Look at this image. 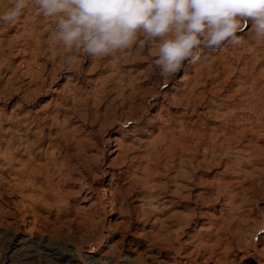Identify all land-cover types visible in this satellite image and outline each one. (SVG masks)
<instances>
[{
  "label": "rangeland",
  "instance_id": "1",
  "mask_svg": "<svg viewBox=\"0 0 264 264\" xmlns=\"http://www.w3.org/2000/svg\"><path fill=\"white\" fill-rule=\"evenodd\" d=\"M54 32L31 2L0 20V264H264L251 25L167 79L153 48L69 60Z\"/></svg>",
  "mask_w": 264,
  "mask_h": 264
},
{
  "label": "clouds",
  "instance_id": "2",
  "mask_svg": "<svg viewBox=\"0 0 264 264\" xmlns=\"http://www.w3.org/2000/svg\"><path fill=\"white\" fill-rule=\"evenodd\" d=\"M55 18L52 42L72 56L105 58L153 48L162 78L175 75L202 51L236 46L250 24L264 40V0H12L0 20H17L29 3Z\"/></svg>",
  "mask_w": 264,
  "mask_h": 264
},
{
  "label": "bare ground",
  "instance_id": "3",
  "mask_svg": "<svg viewBox=\"0 0 264 264\" xmlns=\"http://www.w3.org/2000/svg\"><path fill=\"white\" fill-rule=\"evenodd\" d=\"M111 190L109 189V187L107 186L106 187V191L101 195V198H105L108 194H109V192H110ZM111 193V192H110ZM261 248V247H260ZM263 248V247H262ZM259 251H261V249L259 250ZM262 252V251H261Z\"/></svg>",
  "mask_w": 264,
  "mask_h": 264
}]
</instances>
